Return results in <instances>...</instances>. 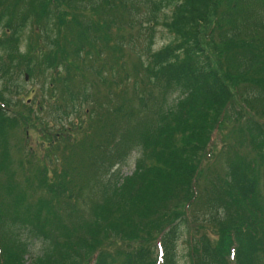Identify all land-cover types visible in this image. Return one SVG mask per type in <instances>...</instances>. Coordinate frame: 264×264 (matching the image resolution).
<instances>
[{
    "label": "trees",
    "instance_id": "obj_1",
    "mask_svg": "<svg viewBox=\"0 0 264 264\" xmlns=\"http://www.w3.org/2000/svg\"><path fill=\"white\" fill-rule=\"evenodd\" d=\"M258 8L264 10V0H0V75L8 77L23 69L33 78L56 69L47 91L54 102V109L50 108L54 120L34 117L43 147L73 143L86 121L70 117L84 110L87 119H97L103 137L92 148L97 170L115 158L122 161L126 143L139 130L138 146L156 161L152 166L139 163L131 177L113 185L120 204L128 208L122 213L129 220L137 219L134 213H143L153 221L140 233L123 228L124 222L103 223L102 237L94 241L98 246L110 233L138 239L139 245L129 248L120 261L101 250L86 264H178L177 244L184 235L189 264H264V11ZM215 25L223 33L219 54L228 60L221 72L205 45ZM32 26L22 51V34ZM158 26L174 40L153 51ZM63 27L71 42L69 55L45 51L46 46L59 45L51 33L57 29L61 33ZM43 35L45 46L39 40ZM140 41L145 42L146 58L140 57L130 69L126 50L135 51ZM76 63L105 88L114 87L109 99L98 98L86 75H82L86 82L75 87ZM172 95L177 96L176 103L169 105ZM237 98L242 99L244 112L235 118L244 125L255 156L229 159L223 176L205 173L204 162L217 156L214 133L229 120ZM12 107L1 91L0 138L5 130L21 126L11 114ZM39 113L43 116L45 107L40 105ZM118 137L122 142L117 146ZM227 145L223 142L221 150ZM104 154L107 159H102ZM44 186L54 198L70 190ZM110 186H104L100 200ZM86 189L79 187L76 195L86 194ZM71 198L68 194L63 208H69ZM172 200L181 208L172 206ZM45 208L41 203L29 219L35 216L40 225ZM3 215L0 203L2 219ZM153 229L158 230L155 249L142 247ZM41 235L49 239L46 232ZM13 238L0 234V264H26L16 243L21 240L14 233ZM71 259L69 254L62 264L80 261ZM34 264H41V258H35Z\"/></svg>",
    "mask_w": 264,
    "mask_h": 264
},
{
    "label": "rangeland",
    "instance_id": "obj_2",
    "mask_svg": "<svg viewBox=\"0 0 264 264\" xmlns=\"http://www.w3.org/2000/svg\"><path fill=\"white\" fill-rule=\"evenodd\" d=\"M158 1V0H154ZM257 11H264L258 8ZM167 16H170L169 10L165 9ZM89 16L94 17L92 13ZM163 16V15H162ZM95 18V17H94ZM33 26L28 27L22 34V42L20 48L26 50L29 36L31 35ZM134 32V30H132ZM55 35L59 45L54 49L46 46L43 49L47 52L54 50L60 55H69L71 42L65 27L61 33L53 31L51 35ZM211 36L206 40L205 45L207 52L212 54L216 67L220 72L226 70L228 60L219 54L218 49L222 43L223 33L214 26ZM51 37V36H50ZM49 37V39H50ZM40 44L44 45L46 37H40ZM174 40V37L164 27L155 28L153 41V51H158ZM139 43L135 51L126 50V60L130 69L137 64L139 58L145 59L142 46ZM39 53H36L38 56ZM38 58V57H37ZM78 68H74L76 80L75 87L78 88L82 83L88 81L93 85V91L99 93V99H109L114 87L105 88L95 75L91 76L84 65L82 67L76 63ZM20 67H18L19 69ZM54 70H56L54 68ZM54 70H49L40 76L35 75L33 78L25 79L23 69L14 71L8 77L0 75V92L9 106L10 102L14 105L10 109L11 114L15 115L21 122V126L15 125L4 131L3 137L0 138V203L2 205L3 219L0 217V234L3 233L8 239L16 238L21 243L16 242L19 253L26 261V264H34V259L41 258V264H62L66 263L69 254H72L73 262L76 257L80 259L77 264H86L93 254L105 250L104 252L113 255L117 261L124 258V253L131 247L139 245V242L128 237L122 239L113 234H107L105 239L94 245L95 237H102L101 231L104 229L103 223L108 226H115L119 222H124L123 228H127L133 233H140L144 225L153 221L152 216L143 213H134L137 219H128L127 215L122 213L128 210L122 206L121 199L113 192V185H121L123 180L131 177L139 163H145L146 166L156 164L153 157L147 158L141 147L138 146L140 141V130L131 134V140L126 143V152L122 161L114 159L111 163L97 170L91 161L93 146L102 143L103 137L100 127L96 124L97 119H87L84 110L77 111L70 118H83L86 121L84 129L78 133L76 140L71 144H59L54 148L43 147L39 138L38 120L34 117H44L47 120H54L53 112L50 110L53 103L50 94L47 93L48 87H51V79ZM59 72L60 69H57ZM64 75V72H61ZM86 75L89 79L84 78ZM61 87L57 88V92H61ZM34 91V93H32ZM27 99H34V103L28 102ZM177 96L172 95L169 98V105L176 103ZM242 99L237 98L234 102V109L230 112L229 120L220 125V130L215 131L214 136L217 139V156L215 160L204 162V171L211 172L214 175H224L228 168V160L237 158H253L251 142L246 135L244 125H239L237 121L240 113L244 110L241 107ZM46 109V113L41 116L39 106ZM244 106V105H243ZM238 116L235 118V116ZM22 117L26 118L22 119ZM76 120V119H75ZM216 120V119H215ZM147 124V123H146ZM68 127V126H67ZM244 130V135L242 131ZM117 146L122 142L119 137L116 139ZM228 145L221 150L222 143ZM234 149V151H231ZM57 159L59 161H57ZM102 159H107V155H103ZM114 167L110 169L112 166ZM67 173V175H65ZM45 176V177H44ZM44 177L45 184H41ZM72 182L75 184L72 185ZM110 186L106 192H103L104 200H100L101 192L105 185ZM58 187L65 186L70 189L65 195L54 198V193L46 190L44 185ZM79 187H86V194H77ZM99 192V194H97ZM94 200L92 201L93 194ZM72 194L69 200V208H63L62 205L66 201L67 195ZM197 199V197H196ZM54 200V202H53ZM99 202L98 206L93 207V203ZM171 205L181 208V204L177 200L170 201ZM41 203H45L47 208L41 215V224L35 219ZM55 207V213H52V206ZM169 204V206H171ZM191 214V209L188 210ZM132 216V211L130 212ZM32 219V220H31ZM46 219L48 220L47 222ZM15 228L13 225L16 223ZM44 224H47L44 226ZM41 232H46L49 237L46 240ZM153 236L148 235V240L143 243L142 247L155 249V238L158 230H152ZM146 236V233H144ZM178 264H189L187 257L188 244L186 236L178 240ZM155 252L154 255H156Z\"/></svg>",
    "mask_w": 264,
    "mask_h": 264
},
{
    "label": "water",
    "instance_id": "obj_3",
    "mask_svg": "<svg viewBox=\"0 0 264 264\" xmlns=\"http://www.w3.org/2000/svg\"><path fill=\"white\" fill-rule=\"evenodd\" d=\"M26 79H28V76H26Z\"/></svg>",
    "mask_w": 264,
    "mask_h": 264
}]
</instances>
